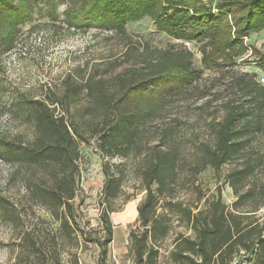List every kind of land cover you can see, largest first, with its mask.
Listing matches in <instances>:
<instances>
[{"label": "trees", "instance_id": "16d2710c", "mask_svg": "<svg viewBox=\"0 0 264 264\" xmlns=\"http://www.w3.org/2000/svg\"><path fill=\"white\" fill-rule=\"evenodd\" d=\"M34 12L47 21L31 26L30 34L95 30L107 33L104 42L119 52L72 68L41 100H10L13 115L29 124L32 138L22 143L0 137V161L33 174L27 178L28 200L57 226L46 240L23 234L14 263L85 264L75 253L63 256L65 245L75 250L81 244L96 249L94 264H109L110 215L123 194L121 168L131 162L144 192L128 232L132 264H158L156 244L167 235L158 202L164 201L165 211L180 207L172 200L176 185L225 166L234 201L226 206L218 193L195 212L180 207L194 237L178 236L169 259L172 264H264V183H255L264 168L257 145L264 139V85L255 74L232 70L248 56L244 39L264 29V0H0V64L15 49L22 27L34 21ZM143 18L179 43L161 49L128 35L126 26ZM183 43L198 45L201 69L193 66L194 54ZM250 50L247 58L264 74V45ZM204 70L216 76L200 85ZM222 81L224 88L216 89ZM228 92L233 98L224 96ZM200 100L195 121L205 123L207 137L184 140L181 126L189 120L173 109ZM213 102L219 103L218 118L211 120L207 110ZM90 142L105 160L95 236L82 232L74 216L78 145ZM114 159L118 162L111 163ZM36 174L39 182L30 184ZM9 205L0 196L3 216Z\"/></svg>", "mask_w": 264, "mask_h": 264}, {"label": "rangeland", "instance_id": "374dc122", "mask_svg": "<svg viewBox=\"0 0 264 264\" xmlns=\"http://www.w3.org/2000/svg\"><path fill=\"white\" fill-rule=\"evenodd\" d=\"M41 6L38 5L39 8ZM63 7L61 3L56 7L59 21L62 19ZM42 13L45 14V11ZM33 19L32 23L22 27L15 49L4 57L0 64V137L22 143H27L32 138L30 126L26 122L21 123L22 119L13 115L10 100L20 98L41 100L46 89L52 91L58 89L63 77L72 68L86 62L98 64L101 60L107 61L111 56L118 57L119 52L115 44L104 42L103 37L107 33L97 34L95 30L87 33L58 30L57 34H47L45 31L30 34L31 26L47 21L46 17H41L36 12L33 14ZM126 32L136 40L147 41L155 48L163 49L172 43H179L157 32L153 23L147 18L128 24ZM244 44L247 48L257 51L263 49L264 29L244 39ZM183 45L194 54L193 66L201 69L198 45L195 43H183ZM250 49L247 52L248 56L251 54ZM248 56L244 57L246 58L244 61L236 62L232 68L233 72L255 74L256 80L264 85V74L251 57L247 58ZM215 76L216 72L204 70L199 84H207ZM225 84L223 81L218 83L216 89H223ZM230 95L233 98L232 93H224V96ZM204 100L191 101L187 105H175L173 113L189 120L187 125L182 123L180 138L196 142L206 139V125L201 120L195 121L197 112L194 110ZM218 106V102H213L208 107L207 115L211 120L213 117L218 118ZM209 120L207 119V122ZM257 145L260 154L264 156V139L260 137ZM78 150L80 172L74 200V216L82 232L95 236L99 231L100 192L104 181L102 165L105 160L95 150L92 142L86 145L79 144ZM117 162V159L111 161V163ZM121 169L124 174L123 194L114 202L113 207L117 212L110 215L113 237L108 248L109 264H132L128 252V232L135 227L136 207L144 198V192L133 173L131 162ZM228 169L225 166L220 171L214 172L208 168L196 178H190L188 183L176 185L172 192L173 203L178 202L180 207L195 212L203 208L207 202L216 199L220 193L222 202L230 206L234 198L224 179ZM32 175L31 172L11 167L0 161V196L11 205L8 215L3 216L0 211V264H15L19 240L26 232L34 238L46 240L50 239L57 228L56 223L43 210L30 204L28 200L27 178H31ZM38 176L39 174H36V177L30 180V184L38 183L36 179ZM256 180L257 185L264 183V168L261 169ZM126 198L129 200L126 201ZM157 207V214L164 216L167 231L166 237L156 244L159 250L158 264H172L169 254L174 249L176 238L178 236L193 238L194 234L183 218L180 207L172 206L169 211H165L162 199ZM64 251V258H69V254L75 253L79 261L85 264H94L97 254L92 245L80 244L75 250L65 245Z\"/></svg>", "mask_w": 264, "mask_h": 264}]
</instances>
